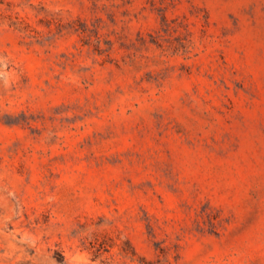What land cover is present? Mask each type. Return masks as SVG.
Here are the masks:
<instances>
[{"label":"rangeland","instance_id":"obj_1","mask_svg":"<svg viewBox=\"0 0 264 264\" xmlns=\"http://www.w3.org/2000/svg\"><path fill=\"white\" fill-rule=\"evenodd\" d=\"M0 264H264V0H0Z\"/></svg>","mask_w":264,"mask_h":264}]
</instances>
